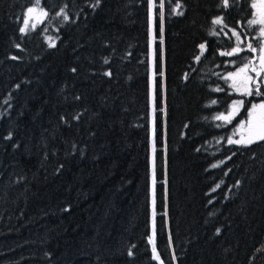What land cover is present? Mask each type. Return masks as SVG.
<instances>
[{
  "label": "trees",
  "instance_id": "trees-1",
  "mask_svg": "<svg viewBox=\"0 0 264 264\" xmlns=\"http://www.w3.org/2000/svg\"><path fill=\"white\" fill-rule=\"evenodd\" d=\"M38 3L0 0V264H264V141H228L264 95L225 79L254 0Z\"/></svg>",
  "mask_w": 264,
  "mask_h": 264
},
{
  "label": "snow or ice",
  "instance_id": "snow-or-ice-1",
  "mask_svg": "<svg viewBox=\"0 0 264 264\" xmlns=\"http://www.w3.org/2000/svg\"><path fill=\"white\" fill-rule=\"evenodd\" d=\"M36 2L38 3L39 0H36ZM100 0H96V4L93 5V7L98 6ZM154 2V0H149V4L151 5ZM221 3L224 7H229V0H221ZM160 7H163V4H160ZM180 5L177 4V8H179ZM253 8H256L257 5L254 3L252 4ZM260 8L262 10V17H264V0H260ZM28 12H32L33 8H28L27 10ZM63 11V10H61ZM46 14V13H45ZM180 15H182L183 13L180 12L178 13ZM158 15L161 17V20L163 19V13H158ZM64 19L68 20L69 17L67 14L64 15ZM223 23L222 18H217L215 20H213V24H221ZM249 25H256V24H261L264 25V18H261L260 20L257 19H252L248 21ZM25 27H22L20 29L21 32H24L26 27H27V20L24 21ZM227 25H225L226 27ZM163 31V25L161 23V32ZM258 31L260 32L261 36L264 37V27H260L258 29ZM215 34V33H213ZM232 35H234L237 39V41L240 40V34L237 33L234 29L232 30ZM17 47H19V45H17ZM205 48L204 44L200 45V49L201 52L203 53V50ZM248 50H250L251 52L255 53L257 52V50H259V61H260V71H257L255 66H252L253 62L252 60H248L247 63L244 64V66L242 68L238 69V73H229L228 77H226L225 79H232L234 76L238 75L239 73H244L245 77H244V94L251 96V95H264V93H262L260 91L261 85L264 84V79H257L259 77H261V72H264V44H260L257 46H253L252 43H249L247 45ZM239 51H241V49L239 48V44H237V47L233 48L230 52H222L221 55H227V56H232L237 54ZM13 59H16V57H13ZM197 60H199V57L196 58ZM108 61L105 60V63H107ZM251 66V67H250ZM254 72L256 74L255 77L251 76V75H247L248 71ZM73 72L76 71V69H72ZM106 75H111L110 72L105 73ZM235 86V84L233 85ZM220 89H217V91H219ZM79 97H77L78 99ZM213 104L216 103V101H212ZM244 103V101H233V111L230 112L228 114V116H224V115H220L218 117H216V119H221V120H225V121H230L232 116L235 114V112L238 110V108L240 106H242ZM248 117L249 119L244 122L241 123L240 125V129H245L247 131V136H241L240 140H232L231 138H229V143H236V144H245V145H251L252 143L256 142V141H264V102L260 103V104H252L251 108L248 110ZM63 119V118H62ZM73 119L75 120H79L80 119V114H77L76 116L73 117ZM240 129H237L236 131H239ZM6 139H11V133H9V135L7 137H5ZM219 232V229L217 230ZM155 251V249H154ZM129 255H133V253L131 251H129ZM158 259V257H157Z\"/></svg>",
  "mask_w": 264,
  "mask_h": 264
},
{
  "label": "rangeland",
  "instance_id": "rangeland-1",
  "mask_svg": "<svg viewBox=\"0 0 264 264\" xmlns=\"http://www.w3.org/2000/svg\"><path fill=\"white\" fill-rule=\"evenodd\" d=\"M254 3L257 5V7L254 8V19L260 20L261 18H264V17H262V10L260 8V0H254ZM30 8H33V11L32 12L26 11L24 16H23V19H22V27H25L24 21L27 20V27H26L25 31L36 28L38 25H40L42 22H44L46 17H47V12L41 7L40 3H37ZM219 25H222V23ZM256 25H259V28L264 27V25H261V24H256ZM224 34H226L225 31H224ZM256 40H257V43H255L253 46L264 44V37L261 36L259 31H258V37H256ZM259 55H260L259 50H257V52H255L253 57L251 58V60L253 62L252 66H255L257 71H260ZM243 66L244 65L234 69L231 73H238V69L242 68ZM228 75H226V77H228ZM247 75H251L253 77L256 76V74L254 72H251L250 70L248 71ZM244 77H245L244 73H239L238 75L234 76L232 79H227L230 87L232 88V90L235 93L245 95L244 94V82H245ZM154 78L155 77L153 76L152 81ZM257 79H264V72H261V77H259ZM234 84H235V86H233ZM238 101H242V100H238ZM262 102H264V101H257V102H254L253 104H260ZM153 105H154V83H152V106ZM232 105H233V102L229 106L227 112L221 113V114L217 115L216 117H218L220 115L228 116V114L233 111ZM242 106H240L238 108V110L232 116L230 121H225V120H221V119H217V120L223 124H229L241 112ZM248 119H249V117L247 116V118L245 120L241 121L229 138H231L232 140L235 141V140H240L242 135L247 136V134H248L247 131L245 129H240V125H241V123L246 122ZM237 129H240V130L236 131ZM234 144H236V143H234Z\"/></svg>",
  "mask_w": 264,
  "mask_h": 264
}]
</instances>
